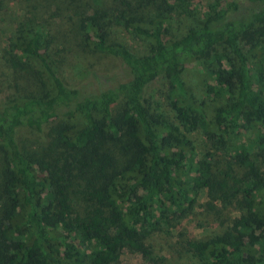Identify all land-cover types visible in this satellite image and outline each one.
<instances>
[{"label": "trees", "instance_id": "16d2710c", "mask_svg": "<svg viewBox=\"0 0 264 264\" xmlns=\"http://www.w3.org/2000/svg\"><path fill=\"white\" fill-rule=\"evenodd\" d=\"M11 1L0 0V17ZM81 3L92 13L79 28L126 66L122 75L64 82L50 54L53 22L34 3L0 52V264H117L125 250L166 264L148 237L203 193L237 215L186 240L185 261L264 264V0L201 9L195 0H56L54 13ZM153 4L146 20L140 11ZM117 25L147 39L146 51L110 41ZM28 59L43 66L51 91L19 93L18 79L39 74ZM195 70L200 103L185 76ZM158 77L169 93L156 112L146 88ZM24 127L48 141L23 152Z\"/></svg>", "mask_w": 264, "mask_h": 264}, {"label": "rangeland", "instance_id": "374dc122", "mask_svg": "<svg viewBox=\"0 0 264 264\" xmlns=\"http://www.w3.org/2000/svg\"><path fill=\"white\" fill-rule=\"evenodd\" d=\"M222 2V0H195L198 7L204 8L207 4L214 2ZM49 2H51L49 4ZM29 3L39 6L40 13L46 20L53 22L54 31L51 32L50 54L57 69L60 71L61 79L70 84H78L88 78L93 72L98 73L102 78L109 74L115 77L125 73L126 66L118 59L108 53L97 52L93 48V41L85 37L83 31L79 28V19L85 15L91 14L90 7L81 3L78 11L63 15H55L53 3L56 0H13L7 4L8 7L2 12L3 19L0 17V52L6 47V39L12 38L15 40V23L18 22L19 14L22 9ZM40 3L45 4L42 6ZM49 6L46 8L45 6ZM150 12L141 10L140 14L146 19L152 18L155 15L152 5ZM21 24V22H20ZM179 32L170 31V36H176ZM18 34V33H17ZM10 40V39H9ZM109 40L124 44L135 53L146 51L148 40L139 38L117 25L109 31ZM3 49V50H2ZM34 72H37L32 77L18 79L19 93L43 91H51L52 84L43 66L34 60L28 59L26 62ZM124 71V72H123ZM196 74V75H195ZM187 71L185 74L186 80L192 89V92L197 98V102L204 99L203 89L200 88L198 75ZM31 75H33L31 73ZM257 80V79H256ZM169 85L162 77L154 79L146 88V92L150 102L156 112L158 104L164 109L168 98ZM12 94V92H10ZM12 97L14 95H8ZM164 107V108H163ZM161 111V110H160ZM45 130L40 131L31 127H24L18 131V140L23 152L35 151L38 144L46 143L48 140L43 138ZM47 135H45L46 137ZM194 142L196 154L200 152L199 144H201L200 133L193 131L189 135ZM4 169V158L0 150V172ZM0 200V216L2 212ZM237 215L234 207L219 202L212 196L201 194L199 200L195 203L192 211L183 215L180 218L172 217L167 219L168 225L165 229L156 232L148 237L147 242L151 245L153 252L158 256H164L166 264H188L185 259L187 250L186 240L190 239H205L209 234H214L225 228L226 224ZM117 264H147L137 253L123 251L120 260Z\"/></svg>", "mask_w": 264, "mask_h": 264}]
</instances>
